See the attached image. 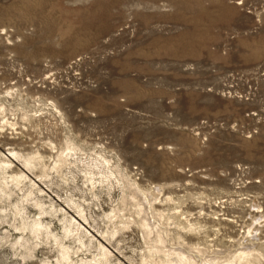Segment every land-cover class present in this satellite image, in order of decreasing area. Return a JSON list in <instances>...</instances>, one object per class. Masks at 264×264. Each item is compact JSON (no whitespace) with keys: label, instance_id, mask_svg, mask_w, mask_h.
Instances as JSON below:
<instances>
[{"label":"rangeland","instance_id":"rangeland-1","mask_svg":"<svg viewBox=\"0 0 264 264\" xmlns=\"http://www.w3.org/2000/svg\"><path fill=\"white\" fill-rule=\"evenodd\" d=\"M0 104V122L14 123L0 124L1 152L39 150L51 167L73 140L76 163L47 168L43 199L81 204L95 234L111 232L105 215L121 201L118 186L84 179V163L104 157L141 189L163 185L153 206L167 212L172 245L204 251L192 260L226 264L230 251L264 245V0H0ZM123 207L108 245L138 264L146 244ZM180 212L197 225L166 219ZM8 221L0 264L54 259L48 245L21 258L2 240Z\"/></svg>","mask_w":264,"mask_h":264},{"label":"bare ground","instance_id":"bare-ground-1","mask_svg":"<svg viewBox=\"0 0 264 264\" xmlns=\"http://www.w3.org/2000/svg\"><path fill=\"white\" fill-rule=\"evenodd\" d=\"M9 93L10 92H7L8 94L7 96H9ZM10 96H12V94ZM2 110H3V105L0 104V114L1 112L3 114ZM23 116H24L23 119L25 120L26 118L25 114ZM1 123L2 122H0V124ZM3 123L9 124L10 126L14 125L12 121L9 122L7 119L6 120L3 119ZM2 126L0 125V128H3ZM71 142L70 140L68 141L66 140V142H64V144L61 145L59 148L56 147L57 148L55 149L56 154L53 156L51 167L43 162L44 158L41 155V153L38 152L39 150L25 155L18 153L17 151L14 150H9L8 152H1L0 150V203L4 204L3 206L0 207V220L1 223L2 221H8L6 220V218L7 216L10 215L18 221V223L15 222L16 224L10 223L13 220L8 221L9 222L8 225L12 227L11 230L15 231V233H17L18 236L13 238L12 237L13 231L11 233V230L7 228L8 230L6 229L7 232L5 234V238L3 235L2 238L4 239L2 240L9 241L8 243H10L9 245L11 246V248L20 250V254L22 256L21 258H25V257L30 258L32 256H35L34 251L37 247L48 245L49 246L48 248H50L49 252L51 253V251H53L54 259H50L49 258L50 254H49L47 256H44L46 258L43 257L45 260L43 259L41 264H127L108 245V243L111 242V239L114 237V235L118 233V231L121 228L120 227L121 224L119 225L118 223L121 222L122 224L125 223V221L122 219L124 217L123 213L121 212L124 208L123 205H126L129 207L130 211L135 215V217L132 218L129 217L130 219L126 221L127 224L129 225V223L131 224V222H134L137 225L138 228L137 227L136 228L141 231V235L145 241L144 243L146 244L145 245L146 248L143 249L144 251L142 252L140 262L138 264H200V263L211 264V262L209 261H206V263L205 261L204 262L202 261L203 262L202 263L199 262L200 260L197 261L198 259L192 260L193 256L191 258L188 257L190 254L188 253L189 254L188 255L187 252L189 251L194 252L195 249L197 250L195 251V253L191 252L192 254H197L196 253L197 251L201 253L204 252V251L202 252L201 247L200 248L197 246L194 247V245L196 244H193V246L190 244L187 245L186 243H184L185 240H183L184 241L183 243L181 242L179 244L177 243L178 244L177 247L171 244V240H170L171 237L170 238L168 237L169 235L167 234L166 229H164L168 225L167 226L165 225L164 228L161 225V222L163 221L162 218L165 217L164 213L167 212H163L165 211L164 209L163 210L156 209L155 206H153V204L156 202L155 201L156 191L158 192L157 195L159 196V192H161V190L163 189V185H154V190L156 191H152V190L148 191L141 189L135 183V181H132V179L130 180L125 178L126 176L124 177V174L120 173V170L118 169L117 166H114L113 164L112 166H109L110 163L108 164V160H106L107 158L103 159L104 158L103 157L100 161L101 162L100 164L97 163L92 164V162L90 161L91 159L90 160L88 159V161L86 162L90 161L89 163L91 164L84 163V166H87L86 168L87 172H85L86 176L84 175L85 177L84 179L90 182L91 187L92 186L94 187L97 184L101 187L108 186L109 189L114 186H118L119 189H121L120 203L117 202L118 204H116V206L114 205L115 207H113L110 210V212L105 215L107 222H109L110 225L112 226L111 232L96 231L98 232V235L95 234L93 230L90 229V227H92V224L89 222L86 213H84V208L81 206V204L75 203V201L73 202L72 200H68L69 203L67 205L68 208L74 210L75 214H71L70 210L63 205H62L63 207L55 205V203L51 200L50 201L48 200V203L46 202L47 203L46 204L45 199H43V195L45 194V192L48 191V189L46 188L47 186H43L41 183H43V178L44 177L46 178L47 176V168L48 171L49 168L53 170L55 169V171H57L58 169L60 170L61 167L63 166L67 167L66 165L69 166L70 164L76 161L73 156L76 154V150L78 149H75V147L72 144L73 142L72 143ZM50 145H52L51 148H55L53 147V144ZM83 149L84 148H82V150ZM85 153H87V151ZM80 154L81 153H79V155ZM93 156L92 158H94ZM101 157L102 156H99V158ZM79 161L83 164L81 160ZM36 162L37 163L39 162L38 164L40 165L39 174L34 173V169L35 168L37 169L38 167V166L36 167ZM73 165L74 164H72V166ZM15 166H18L20 169L19 170L17 169L18 171L14 170L13 167ZM77 169L80 168L78 167ZM50 177L51 176H49V179ZM47 195H44V197ZM166 198L169 200V202H171L172 199L171 196L170 197L168 196ZM173 200L174 199H172V203ZM177 208H179V204ZM34 209L36 211L33 213L32 211ZM179 210L180 208L178 209L177 212H179ZM183 215L185 216L183 218L186 220L185 222H182V220L179 222L177 220L176 221L178 223L182 222L183 228H185L184 225L186 224H187L186 226L189 225V227L191 226L194 227L196 223H193L191 222L190 219H188L189 215L186 212H180L177 215L175 214L174 216H171L168 213L166 219L169 220L171 217L175 218ZM13 218L10 217V219ZM54 219H56V221L58 222L59 225L58 227L56 226L55 222L53 223ZM171 221L175 222V220H171ZM134 223L132 225H134ZM127 224H125V226ZM182 229L180 231H182ZM168 233L170 232L168 231ZM256 238L254 239L256 240ZM207 251L208 250H206L205 252ZM217 252L219 253V251ZM207 253L209 254V252ZM214 253L213 255L216 254ZM227 254H229V252ZM213 255H210V258ZM172 256H174L175 259H173ZM207 256L209 257V255ZM222 256L224 257L225 255ZM222 256L220 257L223 258ZM205 257L203 258L205 259ZM218 257L219 255L217 256V258ZM226 257H224V259H227V261L225 260L227 262L226 264H253L254 262L257 263L256 261L259 260L260 258H261L260 260L264 261V245L260 246L259 248L256 247L252 248L247 245V247L239 249V251L237 252L230 251L229 256L227 258ZM200 258L202 257L200 256ZM210 258L209 259L206 258V260H210ZM129 261L133 263L132 260ZM215 261H217V264H219V261L221 263L220 259L219 261L218 260Z\"/></svg>","mask_w":264,"mask_h":264}]
</instances>
